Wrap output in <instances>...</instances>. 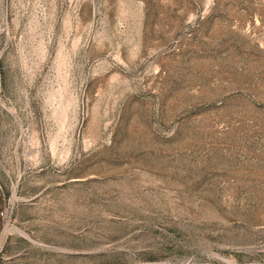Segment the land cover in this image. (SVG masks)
Instances as JSON below:
<instances>
[{
    "label": "rangeland",
    "instance_id": "obj_1",
    "mask_svg": "<svg viewBox=\"0 0 264 264\" xmlns=\"http://www.w3.org/2000/svg\"><path fill=\"white\" fill-rule=\"evenodd\" d=\"M0 264H264V0H0Z\"/></svg>",
    "mask_w": 264,
    "mask_h": 264
}]
</instances>
